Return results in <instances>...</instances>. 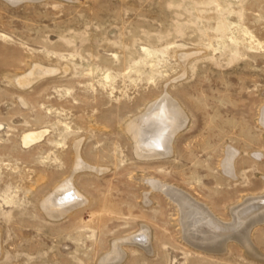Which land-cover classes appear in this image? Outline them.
Here are the masks:
<instances>
[{
	"label": "rangeland",
	"instance_id": "obj_1",
	"mask_svg": "<svg viewBox=\"0 0 264 264\" xmlns=\"http://www.w3.org/2000/svg\"><path fill=\"white\" fill-rule=\"evenodd\" d=\"M166 95L186 126L140 158L121 127ZM263 106L264 0H0V264H264V223L245 230L264 210ZM151 180L216 213L225 249L185 240ZM62 183L82 204L55 219L42 202Z\"/></svg>",
	"mask_w": 264,
	"mask_h": 264
},
{
	"label": "bare ground",
	"instance_id": "obj_2",
	"mask_svg": "<svg viewBox=\"0 0 264 264\" xmlns=\"http://www.w3.org/2000/svg\"><path fill=\"white\" fill-rule=\"evenodd\" d=\"M10 1H12V0H10ZM182 57H184V56L182 55ZM51 72H54V69L44 68L42 66L36 65L32 73L35 75L41 76V75H45V74H48ZM31 77H33V76H31ZM24 79H26V78H24ZM27 82H29V81H27ZM261 109L262 110H261V121H260V123H262L264 125V106ZM182 111L183 110L179 107V105L174 100H172V98L170 96L166 95L160 101L159 100L154 101L151 104L147 105V107L145 108V110L142 113H139L138 115H136L133 118H131L130 120H128L121 127V130L125 131L127 133V135L129 136V140H131L133 145H134L135 152H136L135 154H137L140 158L150 159V158L159 157L161 154H164V153L168 154L169 152L171 153L172 144H173L172 138H174V136H177L176 135V134H178L177 132H179L181 130V128H184V126H186V125H183V124H185L184 123L185 114ZM47 132H48L47 129L26 131V133L23 135V143L22 144L26 147L31 146L32 144L37 143L38 141H41L44 138V136L47 134ZM75 146H76L75 150L77 149V151H78L80 144L75 145ZM227 153H228V156L226 157L225 161L223 162V168L229 174V176L230 175L233 176V174H234V163H233V161H234V158L236 157L235 156L236 152L234 150L229 149ZM75 155L78 156L79 154L75 153L73 156H75ZM73 160H75V159H73ZM81 164H82L81 159H79V157H76L74 169L76 170L79 166H82ZM69 182H70V180H69ZM150 183L152 184V186L154 188L160 189L167 196H169L170 199L174 202L173 204H176V206L178 208V217H177L178 223L182 227L181 230H183V232H184L182 235L184 236L185 240H187L189 243H191L197 247L205 248V249L208 248V251L209 250L211 251L209 246H211V247L222 246L223 247L226 245L230 235L229 236L227 235L228 237L225 236V234H227L228 231L225 234L224 233L221 234L220 231L215 230L218 227L217 226L218 222L220 224V221H222V220H220V218L218 216H216L217 214L214 213L209 207H207L205 205V203L204 204L199 203V201L192 198L193 196H191L189 193H186V192L180 190L179 188L177 189L173 185L161 183L159 181H152V180L150 181ZM68 185H70V184H67V183L63 184L62 183L56 190H53L54 192L51 195H49L46 200H43L44 203L42 202V204H43L45 209L44 208H42V209L45 210V213L47 215H49V217H52L55 219L56 218H64L65 216H67L68 213L76 210V207L80 206L79 204H82V202L79 203L80 199L78 196H77L78 197V200H77L73 193H71L72 195H70V193H69L70 191H68L69 187H67ZM76 194H77V192H76ZM253 197L254 198H252V197L251 198L253 199L254 203L256 201L258 202L259 200H261V201L264 200V195H261V196L257 195V197H255V196H253ZM62 201H66L65 202L66 205H62V206H58V207H55V206L46 207L49 204L54 205V204L60 203ZM249 202H250V200H249ZM250 204H251V202H250ZM248 205L249 204H247V206ZM241 206H243V205L241 204ZM244 207H243V209H244ZM263 207L264 206H262V208ZM240 210L242 211V208ZM238 211L239 210H237V212ZM235 212H233V213H235ZM238 213H240V212H238ZM249 218H252V217H249ZM233 221L235 223L236 216H234ZM242 221H244V220H242ZM245 221H244V223H245ZM223 222L224 221H222V223ZM259 223H264V210H261V212L259 214H257V216L255 218H253V220L250 221L247 224V226H245V230L248 231V233H250L252 228L255 227L256 225H258ZM231 224L229 222V223H227L225 225L223 224V225H224L225 229H229L231 227L230 226ZM222 227L223 226H221V228ZM241 228H243V227H241ZM217 229L219 230V227ZM238 229H240V228H238ZM238 229H237V232H238ZM223 230L224 229H222V231ZM231 230H233V228ZM229 231H230V229H229ZM218 234H220V237L222 236L221 239L219 236H218L219 238H217ZM248 236H249V234L247 235V237ZM139 237H140V234H139ZM141 237L143 239H145L142 236V234H141ZM240 237H241V235L236 236V238H240ZM140 238H139V240H140ZM133 239H135V238L133 237ZM236 240H238V239H236ZM240 240H241V238H240ZM116 245H117L116 243L113 244L115 249L118 248V246H116ZM222 247H221V249L224 248V247L223 248ZM221 249H220V251H221ZM119 251L120 250H118V252ZM248 251L252 255H257L256 253L258 252V251L256 252L255 249H253L251 243H249V250ZM109 254L104 255L102 257V259H100V264H113L111 261L112 259H109V257H108ZM120 255H118V256H120Z\"/></svg>",
	"mask_w": 264,
	"mask_h": 264
}]
</instances>
